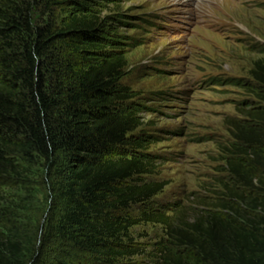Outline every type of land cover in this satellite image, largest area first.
I'll return each mask as SVG.
<instances>
[{
  "label": "trees",
  "instance_id": "obj_1",
  "mask_svg": "<svg viewBox=\"0 0 264 264\" xmlns=\"http://www.w3.org/2000/svg\"><path fill=\"white\" fill-rule=\"evenodd\" d=\"M75 1L0 0V182L21 179L22 165L46 169L63 203L58 235L66 249L85 256L57 264H120L138 253L123 238L143 223L161 225L170 242L151 264H264V106L231 123V152L248 160H226L235 186L262 190L256 200L226 187L230 197L248 201L260 215L228 204L222 205L227 213L196 211L186 218L122 214L167 184L144 179L153 162L133 138L142 122L127 104L134 95L120 83L127 65L120 42L102 36L96 11L72 8ZM250 76L264 101V58ZM116 148L141 152L114 154ZM3 213L0 264H25V234L4 225Z\"/></svg>",
  "mask_w": 264,
  "mask_h": 264
},
{
  "label": "rangeland",
  "instance_id": "obj_2",
  "mask_svg": "<svg viewBox=\"0 0 264 264\" xmlns=\"http://www.w3.org/2000/svg\"><path fill=\"white\" fill-rule=\"evenodd\" d=\"M75 2L72 8L96 11L105 25L102 36L120 42L116 48L124 50L127 62L120 83L134 95L127 104L142 122L133 138L142 141L153 162L144 179L167 184L159 195L122 214L177 212L186 218L196 211L227 213L222 205L228 204L260 215L248 201L230 197L226 187L256 200L262 190L255 182L256 189L235 186L226 160L231 155L248 160L231 152V123L243 120L240 112L264 106L250 76L253 64L264 58V0ZM132 151L116 148L114 154L141 152ZM22 166L21 179L0 182V212L4 225L25 234V264L69 262V256L83 260L84 254L66 249L58 235L63 203L46 169L40 163ZM123 239L138 253L120 264H151L155 251L170 243L156 224L135 226Z\"/></svg>",
  "mask_w": 264,
  "mask_h": 264
}]
</instances>
